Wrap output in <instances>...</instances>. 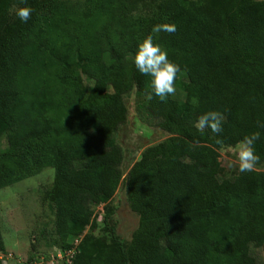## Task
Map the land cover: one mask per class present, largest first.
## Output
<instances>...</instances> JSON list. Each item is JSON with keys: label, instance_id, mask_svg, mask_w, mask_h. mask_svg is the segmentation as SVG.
Returning <instances> with one entry per match:
<instances>
[{"label": "trees", "instance_id": "obj_1", "mask_svg": "<svg viewBox=\"0 0 264 264\" xmlns=\"http://www.w3.org/2000/svg\"><path fill=\"white\" fill-rule=\"evenodd\" d=\"M136 1L0 0V190L53 170L43 199L70 264H264V0H162L150 18ZM13 6L32 8L27 23ZM165 23L175 32L152 33ZM149 35L180 67L164 102L131 62ZM133 91L139 119L168 137L123 174L116 134ZM209 111L222 132L195 127ZM254 132V170L220 179L218 149ZM121 183L138 215L127 246L108 206L110 242L84 234Z\"/></svg>", "mask_w": 264, "mask_h": 264}, {"label": "rangeland", "instance_id": "obj_2", "mask_svg": "<svg viewBox=\"0 0 264 264\" xmlns=\"http://www.w3.org/2000/svg\"><path fill=\"white\" fill-rule=\"evenodd\" d=\"M77 3L81 0H62ZM162 0H137L133 15L140 18H150L154 15L155 6ZM16 6L11 8L14 13ZM128 110L126 124L116 134V141L124 153L121 165L123 174H126L140 153L147 147L155 145L168 137L163 131L142 122L136 112L134 91L125 97ZM239 145V144H238ZM238 145L218 149L220 164V179H230L238 170ZM6 147V141L0 140V149ZM264 171V164L259 168ZM53 170L44 169L40 174L26 178L9 187L0 190V230L3 236L5 251L0 253L6 264L30 262L31 257L49 258L60 250L54 236L53 219L54 207L43 199V192L52 183ZM105 206L114 210L109 222H116V235L127 246L138 226V215L131 212L127 202L124 184L121 183L113 198L107 205L100 204L94 209L93 223L84 232L104 237L109 243L110 237L107 228L102 223ZM5 256H3V255ZM33 259L37 261L38 259ZM55 264H66L65 260Z\"/></svg>", "mask_w": 264, "mask_h": 264}, {"label": "clouds", "instance_id": "obj_3", "mask_svg": "<svg viewBox=\"0 0 264 264\" xmlns=\"http://www.w3.org/2000/svg\"><path fill=\"white\" fill-rule=\"evenodd\" d=\"M15 14L21 22L27 23L31 18L32 8L20 7ZM175 30L174 24H157L153 26L152 33L166 32L171 34ZM131 62L141 75L150 78L148 100L155 96L164 102L169 96L175 94V80L180 72V67L169 60L167 52L159 44H154L152 35L138 44L131 57ZM223 120L224 116L221 112L209 111L198 118L195 127L200 132L209 129L212 133L218 134L222 132ZM260 139V133L254 132L240 141L237 153L239 172H251L258 164L260 157L256 154L254 145Z\"/></svg>", "mask_w": 264, "mask_h": 264}, {"label": "built area", "instance_id": "obj_4", "mask_svg": "<svg viewBox=\"0 0 264 264\" xmlns=\"http://www.w3.org/2000/svg\"><path fill=\"white\" fill-rule=\"evenodd\" d=\"M73 255V251L69 252H62L59 251L55 256H50L48 261L45 258H41L38 261H33V262H27V263H18V264H55L58 261H62L63 259L65 260L66 264H70V258Z\"/></svg>", "mask_w": 264, "mask_h": 264}, {"label": "crops", "instance_id": "obj_5", "mask_svg": "<svg viewBox=\"0 0 264 264\" xmlns=\"http://www.w3.org/2000/svg\"><path fill=\"white\" fill-rule=\"evenodd\" d=\"M4 241V240H3ZM5 243V242H4Z\"/></svg>", "mask_w": 264, "mask_h": 264}]
</instances>
